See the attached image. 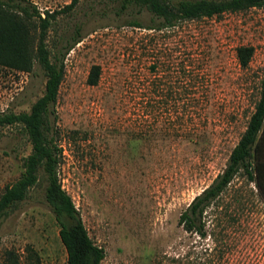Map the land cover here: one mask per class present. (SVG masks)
<instances>
[{"label":"rangeland","instance_id":"374dc122","mask_svg":"<svg viewBox=\"0 0 264 264\" xmlns=\"http://www.w3.org/2000/svg\"><path fill=\"white\" fill-rule=\"evenodd\" d=\"M29 1L44 13L72 0ZM119 7L80 0L47 34L53 54L81 40L66 56L51 121L59 181L104 250L101 264H264V191L243 172L205 212V237L179 225L226 168L260 99L264 9L147 30L129 22L155 24L151 13ZM243 46L254 48L246 68L237 57ZM94 67L100 76L90 85ZM46 80L37 61L30 73L0 66V112H30ZM31 152L21 125L0 127V196ZM39 174L0 219V264L8 251L20 264L67 262Z\"/></svg>","mask_w":264,"mask_h":264},{"label":"trees","instance_id":"16d2710c","mask_svg":"<svg viewBox=\"0 0 264 264\" xmlns=\"http://www.w3.org/2000/svg\"><path fill=\"white\" fill-rule=\"evenodd\" d=\"M80 0H72L57 12L41 13L29 0H0V66L22 73H30L37 61L46 75L45 92L31 107L30 112L15 114L0 112V127L21 125L32 145L31 154L24 161L20 178L7 186L0 196V219L11 208L26 200L31 188L39 181L43 171L47 178L45 199L60 226L59 236L67 252L66 264H101L104 250L97 246L88 234L72 198L62 188L58 167L62 149L55 141L53 124L57 119L55 104L65 76V59L81 40L75 39L64 52L54 54L47 44V34L56 16L71 13ZM119 13L131 8L148 11L156 20L145 26L131 20L129 25L147 30L172 28L184 21L222 16L225 13L263 8L264 0H117ZM44 16V17H43ZM154 20V22H155ZM254 48H238L237 57L244 68L249 66ZM99 67H94L88 80L96 85ZM243 172L250 182L264 191V77L260 99L250 117L248 126L233 148L226 168L213 183L196 196L182 212L179 225L187 232L205 237V212L228 189L234 178ZM3 264H20L17 254L8 251Z\"/></svg>","mask_w":264,"mask_h":264}]
</instances>
